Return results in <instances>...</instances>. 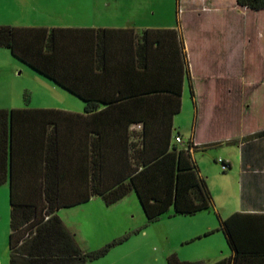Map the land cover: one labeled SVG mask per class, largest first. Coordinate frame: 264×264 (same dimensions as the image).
<instances>
[{"label":"trees","instance_id":"16d2710c","mask_svg":"<svg viewBox=\"0 0 264 264\" xmlns=\"http://www.w3.org/2000/svg\"><path fill=\"white\" fill-rule=\"evenodd\" d=\"M237 4L252 11L264 10V0H237ZM127 31L134 32L0 25V49L9 50L13 57L43 78L81 99L86 113L97 112L103 105L106 107L104 111H108L117 104L106 102L99 96L93 97L83 83L85 67L105 63L108 48L127 49L125 57L139 68H155L158 86L151 93H156L160 114L157 118L137 121L140 131L132 135L136 141H131L125 150L124 175L116 184L108 187L102 184L104 157L100 154V147L94 145L92 186L88 196L72 199L64 196L69 190L70 169L64 157L68 150L63 148L69 144V139L49 138L42 173L36 166L31 169L35 170L31 176L33 181L25 179L21 173L23 170L17 167L14 122L21 112L35 110L0 109V186L9 185L11 207L9 264H89L105 257L112 247L128 236L96 251H86L58 215L60 209L87 203L92 197H101L107 206H112L134 192L149 222L157 221L170 210L174 216H194L212 208L211 191L192 161V151L198 146L191 141L179 144L175 140L171 144L173 117L182 109L185 77L194 99L178 31L148 28L130 38L114 35ZM42 111L66 115L55 110ZM262 136L264 131L252 137ZM128 141L129 135L125 137V142ZM209 146L200 149L205 151ZM249 216L236 213L220 222L219 231L232 254L214 264H264V221L259 225L242 221L241 218ZM167 263L206 264L182 261L175 253L167 257Z\"/></svg>","mask_w":264,"mask_h":264},{"label":"rangeland","instance_id":"374dc122","mask_svg":"<svg viewBox=\"0 0 264 264\" xmlns=\"http://www.w3.org/2000/svg\"><path fill=\"white\" fill-rule=\"evenodd\" d=\"M214 1L96 0L95 10L99 20L110 24L178 25L188 56L187 65L190 66L189 58L193 61L195 70L191 72V68L188 69L197 101L194 104L187 83L182 96V110L175 117V128L189 138L197 113L198 123L206 119L213 121L210 133L217 136L219 142L236 137L240 130L257 127L264 121V88L248 84L264 80V45L260 49L258 44L262 23L256 24L255 18L247 19L248 8L239 6L237 20L229 22V18L223 17L220 21L214 13L217 11L212 6ZM86 2L89 0H0V25H37L48 20V10L53 12L50 14H54L55 22L70 23L81 10L90 9L85 7ZM230 33L237 35L238 47L231 56ZM50 82L13 57L9 50L0 49V108L82 104L78 97L60 87L53 90ZM235 152L232 144L225 143L195 155L204 171L217 170V176L212 174L210 182L217 186L218 203L224 199L219 197L223 182L230 186V194L236 202L240 196L238 174L233 170L224 172L217 162L218 159L237 160ZM217 213L213 210L210 216L212 221L216 219L219 223ZM58 215L86 251H96L128 236L112 247L105 257L89 264H168L167 257L173 253L188 262H204L202 259L207 257L231 255L221 231L209 237H204L205 234L196 236L202 226L208 224L204 215L174 216L170 210L157 221L149 222L135 194L113 206H107L101 198L94 199L79 206L62 208ZM9 230V185L5 184L0 186V260L8 264Z\"/></svg>","mask_w":264,"mask_h":264},{"label":"crops","instance_id":"0c3cea01","mask_svg":"<svg viewBox=\"0 0 264 264\" xmlns=\"http://www.w3.org/2000/svg\"><path fill=\"white\" fill-rule=\"evenodd\" d=\"M95 1L96 0H89V3L86 2L85 7L89 6L90 9L86 11L81 10L82 12L73 16L74 20L70 23L55 22V18H53L54 14H50L53 12L48 10L46 12V16L49 17L47 18L48 20L41 21V23H38L37 25H25L24 23L19 25L18 23L14 26L133 30V34L128 31L117 32L114 34L127 38L135 36L136 34L140 35L143 30L148 28L176 29L179 31L178 25L176 27H146L149 25L136 26L132 25L131 22H128V24H110L106 20L102 21V19L99 20V18H97L95 10L97 5ZM212 6L215 10H217L214 13L217 14V19L220 21L224 19L223 17L229 18V22H231V19L237 20L239 9L237 0H215ZM246 11L247 19L255 18L256 24H258L259 21L262 23L261 27L263 29L261 31L257 30L259 35L258 38L261 39V41L258 42L260 46L259 48L262 49L264 45V10L252 11L247 9ZM83 14L85 17H82ZM178 34L181 39L180 32H178ZM229 36V52L231 56L238 48L236 44L237 35H232V33H230ZM125 50L127 49L108 48L107 52L109 53V56L105 63L101 62L90 64L88 67H85V71L83 72V83L93 97L99 96L104 98V101L106 102H114V104H117L114 105L116 107H112L111 110L104 111L106 107L103 105L97 112L86 113L84 102L81 99L82 104L72 102L71 107H53L45 104H38L29 105L28 107L14 108H28L35 110L21 112L18 114L16 121L14 122L16 142L18 144L16 154L18 156L17 167L18 169L23 170L21 173L25 179L33 181L31 176L34 175L32 171L35 170L31 169L36 166L38 167L39 172L42 173L46 157V141L51 137L60 136L62 138L64 137L69 139V144L65 145L63 148L68 150L64 157L66 159V164H68L70 169V173L68 175L69 181L67 182L69 183V190L68 193L64 195L65 197L80 199L88 196V192L92 186V157L94 145H96V147H100V154L104 157L103 162L105 170L102 172V184L108 187L121 180L124 175L122 173V166L125 165L126 161L125 150L131 141H136L133 136L135 133L140 131L137 127L139 124L137 121L147 117H160V114L157 111L156 93H151L158 86L155 77V68L148 67L145 70L143 68H139L136 63L131 62L128 57H125V55H128ZM184 52L186 54L185 49ZM187 54L189 55L190 53L187 52ZM133 58L136 62V56ZM189 61L190 66L187 65L186 67L187 69L188 67L191 68V72H193L195 70L193 61L192 59L190 60V58ZM230 63H232L231 60ZM50 83H52V89L55 91V87H60L53 82ZM187 83H189V81L188 78L185 77L183 81L182 96ZM248 84L264 88V80L257 82V84H255V82H249ZM195 90L196 89H193L194 103L197 101ZM42 110H55L66 113V115L60 113L53 115ZM176 116L173 117L171 144L175 143L177 136H180L185 144L191 141L195 146H198V149L192 151V161L197 166L199 176L204 178L207 182L213 196L212 208L218 212L217 217L219 223L216 219H213L212 221L210 216L212 215V208L208 211H202L194 215V217L204 215V219L208 221V224H206L205 227L204 224L202 226L203 228L196 236H202L205 234L204 237H209L216 234L217 231H219L218 228L220 222L230 218L236 213L250 215L249 217L241 218L245 223H254L256 225L258 223H262L260 221H264V136L259 138L252 136L264 131V121L257 127H250L247 130L244 128L243 131L240 130L236 137H228L217 142V136L210 133L213 121L206 119L205 121H199L198 123L196 113V119L194 121L191 135L189 138H186L184 133L182 134L181 132H178L175 128ZM128 135L129 141L126 143L125 137ZM99 138H101L100 141H98ZM225 143L232 144L236 149L235 153L238 154L237 160H223L230 165L229 170H233L238 174V188H240L241 193L236 202L230 194V186L227 182H223L222 185H220L219 197L222 198L223 196L224 199H222V202L220 201L221 203H218L217 186L216 184L210 182V176L212 174L217 176V170L213 168L210 172L209 170L204 171L201 166L202 163L197 161L195 155L197 152H205L210 148H214L217 147V145ZM203 146L209 147L205 151H202L200 148ZM35 163L37 165H35ZM130 194L136 195L134 192H131ZM98 198L101 197H92L91 200ZM230 257L218 258L212 256L202 260L206 264H214L222 259H228ZM0 264L8 263L7 261L3 262L0 260Z\"/></svg>","mask_w":264,"mask_h":264},{"label":"built area","instance_id":"2783aa9c","mask_svg":"<svg viewBox=\"0 0 264 264\" xmlns=\"http://www.w3.org/2000/svg\"><path fill=\"white\" fill-rule=\"evenodd\" d=\"M175 140L179 144H183L184 143L183 139L180 136H177ZM217 162L222 166V169L224 171L229 170V164L226 161H224L223 159H219Z\"/></svg>","mask_w":264,"mask_h":264}]
</instances>
